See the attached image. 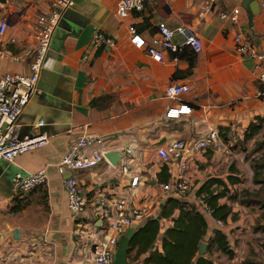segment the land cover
<instances>
[{"label":"crops","instance_id":"crops-1","mask_svg":"<svg viewBox=\"0 0 264 264\" xmlns=\"http://www.w3.org/2000/svg\"><path fill=\"white\" fill-rule=\"evenodd\" d=\"M116 1L74 0L53 31L36 92L16 120L19 137L44 133L49 142L17 156L13 162L0 160V264H89L88 237L102 231L114 211L112 202L119 196L131 206L147 207V217L159 220L160 229L151 250L162 251V236L173 225L172 217L178 210L171 217L161 215L166 194L159 183L169 181L170 174L156 150L176 139L197 138L206 126L219 131L223 140L232 145V153L224 156L211 149L195 153L188 161L190 192L175 198L193 205L198 195L216 194L224 187L214 182L199 193L206 180H222L229 188L217 200L230 205L231 212L222 228L211 215L200 212L207 223L203 241L207 242L219 229L228 235L234 251L229 262L244 264L246 258H252L264 264V230L255 229L258 224L264 226V204L245 206L229 199L234 190L240 191L244 181L238 163L246 153L257 152L255 144L262 141L257 137L264 129L263 123L255 135L243 140L248 124L256 116L264 117V99L256 97L259 66L235 50L233 32L224 29L218 18L220 11L239 5V0H145L143 10L126 19L117 15ZM50 2L0 1V17L8 22L2 46L7 56L0 57V74L28 73L34 54L36 18L49 10ZM160 21L170 28L186 24L202 39L203 48L196 54L191 72H187L188 62L183 58L173 61L172 54L166 53L163 62H156L131 44L129 24H135L149 38ZM253 21L251 31L247 30V17L241 10L237 29H243L261 46L264 11L260 9ZM95 30L112 37L114 46L91 48ZM11 38L14 42H10ZM175 40L181 38L176 36ZM13 55L19 59H13ZM173 82L189 84L190 92L178 99L165 97V88ZM101 95L112 96L111 103L103 108L92 107L90 101ZM179 103L189 105L191 112L167 118V107ZM83 134L105 136L108 151L122 152L131 147L132 154L127 160V173L119 172L120 162L112 166L104 160L74 172L86 204L73 221L67 209L63 177L55 171V165L68 144ZM41 168H47L46 184L28 193L27 204L20 210L10 211L15 204L12 175ZM231 174L241 177V182L230 184L227 176ZM135 175L138 186L132 188L130 179ZM252 184L256 187L248 190L257 191L260 184ZM259 195L264 201V191ZM100 200H104L103 205ZM30 215L36 216V223L29 222ZM14 228L19 231L18 238L13 237ZM38 234L43 238L42 245L31 246L30 237L35 241ZM244 235L248 238L246 252ZM248 251L249 255L244 254ZM149 252L130 263L142 264ZM212 252L206 253L210 259Z\"/></svg>","mask_w":264,"mask_h":264},{"label":"built area","instance_id":"built-area-1","mask_svg":"<svg viewBox=\"0 0 264 264\" xmlns=\"http://www.w3.org/2000/svg\"><path fill=\"white\" fill-rule=\"evenodd\" d=\"M259 7L264 11V0H258ZM74 0H51L49 10L36 18L34 54L29 64L28 73H2L0 74V160L13 162L19 155L45 146L49 139L44 133L31 136L19 137L16 131V120L23 111L25 105L36 92V85L41 72L42 64L50 46L51 37L64 10L71 7ZM145 0H117L115 10L121 19H126L135 12H141ZM241 8L239 5L219 12L218 18L223 28L233 32L232 41L235 50L255 61L259 66L257 79L259 89L256 97L264 99V41L261 46L256 45L243 31L237 29L240 23ZM8 22L6 18L0 17V57L3 58L7 52L3 49V37ZM131 44L144 50L145 54L156 62H163L165 54H172L171 59L177 61L178 53L183 49L193 53H199L203 48L200 36L188 25L180 24L170 28L164 22L154 25V32L146 38L135 24L127 26ZM179 36L180 41L175 37ZM10 42H14L11 38ZM115 41L108 34L95 30L91 36L90 47L96 50L104 47H113ZM7 56V55H6ZM13 59H19L13 55ZM84 56L83 59H86ZM191 87L187 83L173 82L164 90L165 97L178 99L181 95L189 93ZM191 112L187 104L179 103L176 106H168L165 112L167 118H177L181 114ZM231 144L225 142L219 131L211 126H206L202 135L190 140L176 139L156 150L157 157L164 162L170 180L159 183V187L167 197H183L190 192V177L187 174L188 161L197 152L211 149L215 153L229 156L232 153ZM108 151L107 138L101 135L83 134L71 141L61 154L55 171L63 177L62 186L66 195L67 209L73 221H76L86 204V198L80 191L75 171L89 169L103 160L111 164L104 153ZM132 154V148L126 147L122 150L119 164V172L127 173L129 166L128 158ZM125 158V160H123ZM115 166V165H112ZM47 169V168H46ZM41 168L28 174L15 173L11 177L12 196L26 198L32 190L46 184L47 170ZM130 186L137 188L138 176H132ZM104 200H100V205ZM114 211L106 220L102 231L90 235L88 244L89 264H111L117 249L118 241L123 232L131 225L138 224L144 220L149 213L147 207L131 206L125 197L119 196L113 202ZM193 207L199 212L212 216V210L204 200V195L197 196ZM104 212V208L102 209ZM215 219V218H214ZM219 228L224 227L225 221L215 219ZM79 228L82 224L77 223Z\"/></svg>","mask_w":264,"mask_h":264},{"label":"trees","instance_id":"trees-1","mask_svg":"<svg viewBox=\"0 0 264 264\" xmlns=\"http://www.w3.org/2000/svg\"><path fill=\"white\" fill-rule=\"evenodd\" d=\"M178 58H183L188 62L187 72H191L195 65L196 53L183 49L178 53ZM111 101L112 96L101 95L93 98L90 101V105L96 108H103L108 106ZM263 123L264 117L256 116L255 121L250 122L246 127L243 140L255 135L262 128ZM263 144L264 140L257 142L254 151L262 149ZM227 180L230 184H235L241 182V177L231 174V176H227ZM214 182L224 185L223 189L216 194L207 192V195H204V200L212 210V217L225 221L231 212V207L226 203H219L217 199L224 195V192L228 191L229 187L218 178H210L203 183L199 193L208 190V186ZM252 182L260 184L257 191H249L248 188H243L240 191L234 190L229 195V199L245 206H262L264 201L261 199L262 195L260 196L259 194L264 191V162H258L253 166ZM13 200L15 204L10 207V211L20 210L25 205L24 198L13 196ZM174 210H178V214L172 217L173 225L164 231L161 240L162 251L151 250L160 229L159 220L151 217L146 219L131 237L127 252L129 261H134L141 254L150 251L142 264H216L208 257L213 247L228 258L233 257L234 251L229 244L228 235L219 229H215L206 242V253L208 255L206 253L197 255L199 242L203 241L207 230L205 218L193 205L175 197H167L163 204L161 215L163 217H171ZM255 229L263 231L264 226L258 224ZM244 264L262 263L252 258H246Z\"/></svg>","mask_w":264,"mask_h":264},{"label":"water","instance_id":"water-1","mask_svg":"<svg viewBox=\"0 0 264 264\" xmlns=\"http://www.w3.org/2000/svg\"><path fill=\"white\" fill-rule=\"evenodd\" d=\"M239 6L241 10L245 12L247 17L246 29L251 31L254 22L253 18L260 11L259 2L258 0H239ZM104 156L112 165H115L120 161L122 152L118 150H109L104 153ZM149 218L150 216L146 217L142 222L144 223L145 220ZM142 222L140 224H131L120 236L111 264H131L127 257L128 245L135 231L143 224ZM18 236L19 231L17 228H14L13 237L18 238ZM206 247L207 243L205 241L199 242L197 254L204 255L206 253Z\"/></svg>","mask_w":264,"mask_h":264},{"label":"rangeland","instance_id":"rangeland-1","mask_svg":"<svg viewBox=\"0 0 264 264\" xmlns=\"http://www.w3.org/2000/svg\"><path fill=\"white\" fill-rule=\"evenodd\" d=\"M263 134H264V129L261 131V133L259 134L257 139L258 140H264L263 139L264 138ZM252 145L251 144L249 145V151L252 148ZM261 161L264 162V148L259 149L255 153H248V154L246 153L245 156H244V160H242V161H240V163H238V164H241L240 165V172H241V174L243 175V178H244L243 184L240 186V190L243 189V188L252 189L254 186L256 187V185L252 184V182H251L252 169H253V166L255 164H257L258 162H261ZM256 189L257 188H255L254 190H256ZM26 204H27V202L25 201V205ZM28 219H29V222L31 221V224H34V223L37 222L36 221V216L30 215ZM30 239H31L30 241L33 243V244H31V246L42 245L43 238H40L39 234H38V237H36L35 241H33L34 239L31 238V237H30ZM246 239H248V238H247L246 235H244V242H245V246H244L245 250H244V252H246V249H247L246 248V245H247L246 244ZM250 251H248L247 253H244V254L249 255L251 253ZM28 253H29V251L26 252V255ZM211 257H212V259L214 261L217 262V264H236V263L229 262V258H227L226 256H224L223 254H221V253H219L217 251L212 252Z\"/></svg>","mask_w":264,"mask_h":264}]
</instances>
